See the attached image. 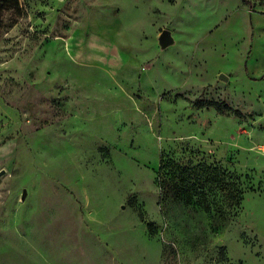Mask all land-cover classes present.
Wrapping results in <instances>:
<instances>
[{
    "label": "rangeland",
    "instance_id": "obj_1",
    "mask_svg": "<svg viewBox=\"0 0 264 264\" xmlns=\"http://www.w3.org/2000/svg\"><path fill=\"white\" fill-rule=\"evenodd\" d=\"M248 1L0 2V264H264ZM162 153L249 174L241 206L162 201Z\"/></svg>",
    "mask_w": 264,
    "mask_h": 264
},
{
    "label": "trees",
    "instance_id": "obj_2",
    "mask_svg": "<svg viewBox=\"0 0 264 264\" xmlns=\"http://www.w3.org/2000/svg\"><path fill=\"white\" fill-rule=\"evenodd\" d=\"M0 2L18 4L19 0ZM197 101L200 105H205L207 100L201 98ZM208 104L214 105L221 112L229 108L226 101H209ZM249 177V174L230 173L218 163H194L191 159L181 161L172 155L162 153L156 180L161 190L162 201L173 198L186 204L198 202L204 209L210 210L212 203L218 202L211 201L210 197L217 194H221L231 205L240 207L248 188L246 180ZM140 215L143 217V214Z\"/></svg>",
    "mask_w": 264,
    "mask_h": 264
},
{
    "label": "crops",
    "instance_id": "obj_3",
    "mask_svg": "<svg viewBox=\"0 0 264 264\" xmlns=\"http://www.w3.org/2000/svg\"><path fill=\"white\" fill-rule=\"evenodd\" d=\"M251 18L253 28L246 64L248 70L249 68L254 70L257 75H255V77L257 78L260 75H264V12L259 13L257 11H253ZM251 74L253 76L252 71Z\"/></svg>",
    "mask_w": 264,
    "mask_h": 264
},
{
    "label": "water",
    "instance_id": "obj_4",
    "mask_svg": "<svg viewBox=\"0 0 264 264\" xmlns=\"http://www.w3.org/2000/svg\"><path fill=\"white\" fill-rule=\"evenodd\" d=\"M160 42L163 46H168L174 42V39L172 37V34L170 30L163 29L160 36H159ZM26 190L24 191V197H25Z\"/></svg>",
    "mask_w": 264,
    "mask_h": 264
}]
</instances>
